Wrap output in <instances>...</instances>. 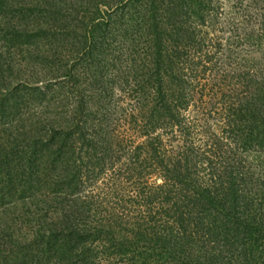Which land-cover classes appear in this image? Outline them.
I'll return each mask as SVG.
<instances>
[{"label":"trees","instance_id":"obj_1","mask_svg":"<svg viewBox=\"0 0 264 264\" xmlns=\"http://www.w3.org/2000/svg\"><path fill=\"white\" fill-rule=\"evenodd\" d=\"M83 1L93 7L89 23L100 16L101 3L114 2ZM123 1L118 2L121 4L117 14L120 19L127 7L122 5ZM155 1L158 3V0L151 1L154 6ZM75 12L65 0H0V207L7 200L19 199L21 207L25 208V218L19 215L18 218L25 224L26 219L33 218V210L41 212L43 206H39L35 196L42 192L43 186H48L38 176L42 172L45 177L48 167L54 173L52 184L48 185L56 196L48 227L37 229L32 238L9 227L11 219L2 221L0 217V264H98L99 253L93 252L87 241L102 239L99 237L103 235L100 224L95 226L98 222L89 217L99 216L101 198H94L92 193L84 197L77 192L96 186L106 171L117 169L120 173L123 168L130 176L137 174L138 180H147V176L163 178V183L157 186L149 181L147 186L144 182L145 188L138 190L136 196L145 200L139 207L145 202L154 204L157 201L161 205L157 208L158 214H162L158 221L162 219L173 225L167 232L164 227L159 228L150 209L147 214H152L144 219L149 218L154 225H136L132 232V249L123 243H113V246H106L109 253L116 250L121 256L137 257L141 264H206L214 257L222 264H264V218H259L256 212L257 207L264 208V167L260 164L255 169L251 163L253 158L246 168L242 163L249 149H264V65L260 67L250 60L245 63V59L239 62L234 55L237 53H231L228 48L223 58L232 70L219 71L212 57L207 61L209 68H202L203 57L198 55V62L192 64L200 65L201 69L190 67L195 73L186 77L183 70L172 63L182 49L178 43L181 40L179 31L184 30L192 36V24L178 31L172 29L173 22L166 29L167 19L165 27L154 19L152 34L149 32L153 43L146 56L143 58L136 53L135 45L129 46L133 56H125L126 71L134 79L133 91L138 95L128 121L142 141L130 145L127 158L108 166L107 163L115 161L113 146L116 144L109 132L102 131L104 137L99 131L89 135L84 131L83 121H77L76 127L64 128L60 121L50 123L47 119L30 117L25 123L16 117L23 106V93L47 98L53 87L57 88L52 83L43 88L15 83L14 74L18 75L19 71L17 54L24 51L31 60L38 55L37 49L41 48L43 40H55L57 34L67 38L71 30L69 20L77 19ZM155 13L157 10L153 12L154 18ZM195 14L193 11L192 15ZM199 14L205 13H198L194 22L204 23L205 15L200 17ZM94 26L92 30L84 27L81 33L83 37L77 47L79 68L98 60L112 46L109 40L94 39ZM126 30L123 25L113 36V42H117V49L122 46V52L125 51ZM261 55L264 63V53ZM121 58L117 56L116 62L121 64ZM77 70L66 72L72 80L69 87L77 85L83 77ZM206 72L213 82L207 80V84L198 85L197 88L202 87L198 93L196 89H188L186 85L204 79ZM57 86L59 91L65 89L64 83ZM206 87L210 91L207 96L202 92ZM79 89L74 88L79 101L72 107L78 114L86 103ZM151 91L155 96L153 105L149 103ZM205 96L206 101H203ZM195 97L203 105L189 110L191 99ZM65 103L62 110L67 108ZM181 110L194 117L185 118ZM206 115L215 119L212 133L206 129ZM90 127L94 128L93 123ZM166 129L170 138L168 144L164 141ZM196 134L207 136L209 145L208 141L205 145L208 148L196 144ZM85 142L92 150L104 147L100 156L96 155L97 160L91 156L95 152L84 149ZM86 156L85 172H90V178L83 183L80 161ZM205 175L210 180L205 181ZM111 181L114 187L116 180ZM57 196L61 198L58 201ZM110 237L112 242L116 241L112 232ZM15 238L22 240L21 245L12 240Z\"/></svg>","mask_w":264,"mask_h":264},{"label":"rangeland","instance_id":"obj_2","mask_svg":"<svg viewBox=\"0 0 264 264\" xmlns=\"http://www.w3.org/2000/svg\"><path fill=\"white\" fill-rule=\"evenodd\" d=\"M96 1L100 2L101 0ZM151 1L152 0H124L122 5H127V7H124L125 15L121 19L120 16H117L119 13L118 6L121 5L118 3L119 0H114L111 4L107 2V5L101 3L99 6L100 16L97 18L95 17V22L91 21L92 23H89L88 21H90L93 15V7H88L83 0H65L67 4L74 7V10H76L74 16L77 17L75 20L72 19L73 21L69 20L71 23L69 24L71 30L67 34V38L57 34L58 38L55 40L51 38L48 42L43 40L40 44L41 48L37 49L38 55L31 60L28 58L29 55H25L24 51L23 53H18L19 65L17 67L19 71L18 75L14 74L16 78H13V81L19 85H35L43 88L47 83H52L56 85L57 88L53 87L52 94L48 95L47 98L23 93V106L16 113V117L21 118L25 123H28V118L30 117L47 119L46 121L50 123H59L60 121L64 128H71L72 125L76 127L77 121H83L85 127L84 131L89 135H94L96 131L101 132V135H103L102 131L109 132L110 136L114 137L113 143L119 144V148L116 144L113 146V150L115 151L113 157L115 161L107 163L109 166L127 158L126 156L131 151L130 145H138V143L142 141L136 136L134 128L130 126V121H128L133 113L132 110H134L138 95L133 91V85L135 84L134 79H131V76L127 74V67H125L127 61L125 56H133L132 49L129 47L130 45H135L134 48L137 50L136 53H139L140 56L143 58L146 56L149 51V45L153 43L151 31L152 28H154V22L160 23L162 27H165L164 23L167 19L169 25L167 24L166 29L172 26L171 23L173 22L172 29L178 31L186 25L192 24L196 27L194 28L192 25L190 27L191 33H193L192 36H189L184 30L179 31L181 40L178 43L179 47H182V49L176 57L177 60L172 63L178 65L180 69L183 70L186 77L195 73V71L190 70V67L193 68L195 66L194 68H199L201 65L202 68H209V63L207 61L211 59V57L213 62L217 63L216 67L219 71H223L224 69L232 70L230 64L225 62L223 58L228 48L231 53H237L234 55H237L239 62L245 59V63L250 60L256 61V65L258 64L260 67L264 65L262 59L260 60L261 54L264 53V0H158V3L155 1V6ZM151 9L153 10L151 11ZM155 10H157V13H155L154 18L152 15ZM193 11L196 13L195 15H192ZM201 12L205 13L199 14L200 17L205 15L204 23L194 22L193 18L197 17L198 13ZM71 17H73V15H71ZM84 24H88V27ZM123 25L127 27V34L125 35L127 38L126 41L123 42L125 46L124 52L121 50L122 46L120 49H117V42H113L114 34H116ZM93 26L94 39H99L101 41L109 40L112 46H110L109 50H106L98 60H92L79 68L78 61H80V54H78L77 47L83 37L81 33L84 31V27L87 29L91 28L92 30ZM111 32L112 35H110ZM202 38H204V41H201ZM31 50L33 52L35 51L33 48H31ZM198 55L203 57V62L197 66L192 64V62H198ZM117 56L122 57L120 59L122 62L121 64L116 62ZM75 68L78 69L77 73L80 71L83 73V77L77 85L69 87L72 80L69 79L66 72L70 70L75 73ZM253 69L256 68H252V70ZM207 72L204 79L193 81L186 85L188 89H196L195 93H198L202 87L199 86L197 88V86L205 85L207 84V80H211L207 77V75H209ZM141 73H143L142 70ZM165 81L164 78L162 82L165 84ZM211 81L213 82V80ZM233 82H236V80H233ZM58 83H64L65 89L59 91L57 86ZM74 88H81L78 91L82 92L81 97L86 102L84 110L79 112V114L72 108L79 101V94ZM57 89L58 92L56 93ZM202 92L207 96L210 92L209 87H206ZM152 94H154L153 91L148 95L152 98V100L149 101L151 105L154 104L155 100V96ZM206 96L203 101H206ZM48 97H50V99H48ZM223 99L225 101V97ZM191 100L192 102H190L189 110H197L203 105V103L197 100V97ZM62 101L63 103L66 101L68 102L67 104L65 103L67 107L65 110H62V107H64ZM181 115L185 118L194 117L192 116L193 114L184 113L182 110ZM204 119H206L205 121L208 125L206 129H209L208 132L212 133L215 127V119L210 117V115H206ZM92 123L94 128L90 127ZM200 125L203 124L201 123ZM159 131L161 132V130ZM167 133L168 130L166 129L164 133V141L167 142L166 144H168L170 139ZM197 134L194 136L196 144L204 147V149L208 148L209 141L207 136H199ZM219 135H221V133H219ZM206 141H208V145H205ZM86 144H88V142H85L84 149L89 153L95 152L91 154V156L97 160L96 155L100 156V151L103 152L104 147L92 150L86 146ZM117 148L119 149V154H117ZM173 149L175 151L174 146ZM213 152H216V150ZM118 156L120 158L116 160ZM86 159L87 156L83 157L82 161H80L83 163V183L87 182V179L89 180L90 178V172H85L84 163H86ZM95 160L92 159L91 162L93 163ZM246 160L249 162H246ZM250 161L252 166H255V169L257 165L260 166V164L264 167V149H249L242 157L244 168L249 166ZM39 174L38 177L42 180V183H44L45 180V184L48 186H43L42 192L35 196L40 202L39 206H43L41 212L39 211L36 213L33 210V218L26 219L27 223L25 224L20 223L19 220L20 217L25 218V208L23 209L21 207L22 203H20L19 199L14 198L7 200L4 202L5 204L0 207L1 220L4 221L8 219L10 221L11 219L12 222H10L9 227H12L13 230L17 228L24 236H31V238L32 233L37 229L43 230L48 227L47 223L51 220V215L56 206V203L53 201L56 196L51 192L52 187L48 185L52 184L54 173L48 167L45 177L42 172ZM136 175L137 174L130 176L127 174L125 168H123L120 173L117 169L108 170L100 177L98 182L95 183L96 186H91L88 189L83 188L84 190L81 189L80 192H77L84 197L92 193L94 198H98V196L101 198L100 204L102 208L99 216L93 214L89 217L90 220L98 222L95 226H99L100 224L101 227L99 229L103 230V235L99 237H102V239H94L91 243L87 241L90 249H93V252L96 251L99 253L96 260L98 264H141V260L138 261L139 259L137 257L133 259L127 254L121 256L116 250H112L109 253L106 246H113V243H123L127 248L132 249L131 245L134 242L132 232L136 225L141 224L143 227L148 225L153 226L154 223H151L149 218L148 221L144 219V217L153 212V218L158 221L162 215L158 214L160 211L157 208H160L159 206L161 205H159L157 201L154 204H147V202H145L139 207L145 200L141 201V198L136 196L138 195L136 192L145 188L144 182H146L147 186H149L147 181L157 186L163 183V178L161 179L158 176H153L151 178L147 176V180L145 178H140V180H138ZM204 178L205 181L210 180L209 176L205 175ZM112 179L116 180L114 182V187L111 181ZM251 180L254 179L252 178ZM39 190H41V187ZM60 199V196H57L56 201ZM147 207L148 210L146 211L145 209ZM150 209L152 212L147 214ZM256 212L259 213V218H264V213L260 215V213L264 212L262 206L257 207ZM117 217L119 218L116 220ZM85 221L89 223L88 219ZM5 223H8V221ZM156 225L159 228L164 227L167 232L168 227H172L173 223L165 222L161 219ZM5 227L7 228L8 225ZM111 232L114 235L115 242L111 240ZM12 240L21 245L22 240L20 238ZM207 261L208 263L206 264H210V262L222 264L216 257H214V259L209 258ZM168 264L171 263L169 262Z\"/></svg>","mask_w":264,"mask_h":264}]
</instances>
